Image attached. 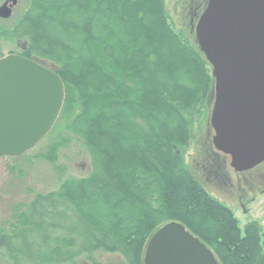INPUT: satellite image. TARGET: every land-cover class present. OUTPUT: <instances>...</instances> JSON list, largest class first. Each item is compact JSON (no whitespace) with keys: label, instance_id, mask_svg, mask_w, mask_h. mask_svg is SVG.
<instances>
[{"label":"trees","instance_id":"1","mask_svg":"<svg viewBox=\"0 0 264 264\" xmlns=\"http://www.w3.org/2000/svg\"><path fill=\"white\" fill-rule=\"evenodd\" d=\"M24 2L0 21V59L5 43L17 46L10 54L53 70L64 87L60 114L40 143L59 137L34 158L59 171V150L76 138L90 171L12 209L0 225V264H103L96 259L103 254L143 264L148 239L170 222L219 264H264L259 224L248 222L242 233L184 159L213 88L194 35L203 6L189 0L185 30L176 31L166 0Z\"/></svg>","mask_w":264,"mask_h":264},{"label":"water","instance_id":"2","mask_svg":"<svg viewBox=\"0 0 264 264\" xmlns=\"http://www.w3.org/2000/svg\"><path fill=\"white\" fill-rule=\"evenodd\" d=\"M17 0L0 5L11 17ZM196 43L212 68L214 149L243 173L264 163V0H208ZM64 100L57 74L10 54L0 59V157L16 158L51 130ZM143 264H219L198 238L170 222L148 239Z\"/></svg>","mask_w":264,"mask_h":264},{"label":"rangeland","instance_id":"3","mask_svg":"<svg viewBox=\"0 0 264 264\" xmlns=\"http://www.w3.org/2000/svg\"><path fill=\"white\" fill-rule=\"evenodd\" d=\"M4 1L0 0V5ZM204 1L193 0L192 3L196 6ZM188 2L189 0L165 2L167 14L176 31L185 30L183 23L188 13L183 8L188 10ZM24 7V0H17L11 17L18 15ZM9 20L10 18L0 19L3 23ZM17 51V46L10 43H5L1 50L3 56ZM210 100L211 105L213 98ZM209 116L210 111L207 108L206 119L198 123L197 118L195 119L196 136L184 152L185 163L206 192L234 213L242 233L248 222L256 221L259 224L264 251V163L251 171L240 174L233 172L229 165L230 159L218 153L212 146L213 131L207 122ZM60 129L62 130L61 126ZM54 134L24 158H0V225L10 220L11 211L16 205L29 204L35 193L52 191L66 178L84 177L89 173V158L76 138H72L58 152L56 166L61 172L47 162L34 158L46 149L48 142L57 140L59 135ZM96 259L103 264H122V259L117 255L103 254Z\"/></svg>","mask_w":264,"mask_h":264},{"label":"flooded vegetation","instance_id":"4","mask_svg":"<svg viewBox=\"0 0 264 264\" xmlns=\"http://www.w3.org/2000/svg\"><path fill=\"white\" fill-rule=\"evenodd\" d=\"M207 0H205L202 4L204 5L206 3ZM202 4H198V6L196 8H200L202 7L203 5Z\"/></svg>","mask_w":264,"mask_h":264}]
</instances>
